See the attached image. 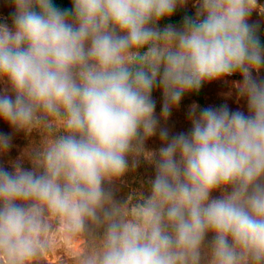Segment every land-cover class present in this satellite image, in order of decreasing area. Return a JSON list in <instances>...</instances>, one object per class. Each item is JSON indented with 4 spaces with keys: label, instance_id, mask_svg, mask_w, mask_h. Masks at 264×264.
Masks as SVG:
<instances>
[{
    "label": "clouds",
    "instance_id": "clouds-1",
    "mask_svg": "<svg viewBox=\"0 0 264 264\" xmlns=\"http://www.w3.org/2000/svg\"><path fill=\"white\" fill-rule=\"evenodd\" d=\"M14 2L13 27L0 25V80L14 94L0 95V119L63 134L36 154L42 171L0 167V264L41 260L53 217L72 235L103 226L78 264H201L209 232L208 264H264V80L253 76L264 45L248 22L257 0H199L182 30L155 25L187 0ZM237 72L248 114L193 106L190 131L160 128L151 195L129 218L103 184L156 134L153 90L166 120L184 94ZM9 147L0 134V153Z\"/></svg>",
    "mask_w": 264,
    "mask_h": 264
},
{
    "label": "trees",
    "instance_id": "trees-1",
    "mask_svg": "<svg viewBox=\"0 0 264 264\" xmlns=\"http://www.w3.org/2000/svg\"><path fill=\"white\" fill-rule=\"evenodd\" d=\"M52 2L55 7L60 8L62 10H70L72 8L71 0H52ZM257 3L264 9V0H257ZM197 10L198 9L196 8L177 7L176 11L173 13L172 16L162 18L160 21H158L155 27L160 30H163L167 25L171 24L176 29L182 30L184 26V17L189 16L194 19ZM253 20L254 21L250 24L257 26V35L261 44L264 45V12L262 15L256 14ZM144 50L145 49H142L141 51ZM238 77L239 73L237 72L226 78ZM206 85V82H204L198 91H192L184 94L179 105L172 108L170 116L166 119L168 120V122H161L160 126L162 128L169 129L171 127L170 123L173 124L172 127L177 128L180 127V125L182 124V128H180V130H184V132L187 133L191 129L189 113L193 106H197V112H199L200 109L206 107L220 108L225 105L228 107V101L224 98H213L208 96L206 91ZM152 98L155 100L156 103L155 111L160 115L163 104V96L160 88H155L153 90ZM0 127L1 130L3 129L5 131H9L10 133L16 131V129L9 125L7 122H0ZM24 134L25 135H23V141H25L26 144H31L32 146L36 147V150L34 152V158L36 160V154L43 149L46 141L49 138H54L55 136L62 135L63 129L57 128L54 129L51 133H49L48 130L45 129L43 126H39L32 128L30 131L27 130V132H25ZM15 136H17V138H20L17 134ZM171 136L169 134V137ZM145 141L146 139H144L143 144ZM165 144L166 142L162 141V147H164ZM6 153L7 150L5 152H2V154ZM16 158V162L18 163V155L16 156ZM158 160V152H155L151 155H147L144 152V148H142L139 153H129L127 156V171L121 177L116 178L111 182H104L103 188L105 189V191L111 194L113 203L116 204L123 212H125L129 216V218H131L133 216V213H135V206L139 203H142L143 198H147L151 195V181L156 175L155 162ZM35 170L42 171V169ZM221 195L222 193L220 190H216L211 193L212 198H219L221 197ZM90 229V234H85L87 244L86 250L89 251L92 250L97 243H99L104 233L103 226H90ZM213 235V233L209 232L205 237V241L202 247L201 264H208L211 251L210 245L213 240Z\"/></svg>",
    "mask_w": 264,
    "mask_h": 264
},
{
    "label": "rangeland",
    "instance_id": "rangeland-1",
    "mask_svg": "<svg viewBox=\"0 0 264 264\" xmlns=\"http://www.w3.org/2000/svg\"><path fill=\"white\" fill-rule=\"evenodd\" d=\"M259 5V4H258ZM186 8H199V0H187L183 6ZM260 5L254 10L248 20L252 23L256 14L262 15L264 11ZM15 12V2L14 0H0V25H7L9 28L13 27V14ZM253 76L258 80L264 79V67H262L259 72H253ZM243 76L239 73L238 78H222L214 81H206L207 95L213 98H224L228 101V108L235 111L239 110L248 114L247 100L245 97L241 96L238 89L235 87V82H242ZM14 95L11 92L10 85L6 80H0V95ZM157 118L159 119V127L156 134L145 138L146 141L143 144L144 152L147 155L159 153L162 148V140L160 138V128H162L161 122H168L155 111ZM0 122H5L0 119ZM168 130L170 136H174L178 133H185L184 130H180V127H172ZM18 133H17V132ZM13 133L9 131L1 130L0 134L7 135L10 137V147L7 149L6 154L0 153V167L5 169L14 170L13 165L19 164L24 169L34 170L39 169L35 164L34 152L36 147L31 144H26L23 141L27 130L16 129ZM29 133V132H28ZM17 134L20 138L13 135ZM45 140V139H44ZM36 146V145H35ZM157 154V153H156ZM18 155V163L16 162ZM135 213H133L134 215ZM50 223L52 229L47 233V238L49 240V249L44 254L41 260L34 262V264H78L77 257L84 251H86V236L84 235H72L70 234L64 225V223L56 218H51Z\"/></svg>",
    "mask_w": 264,
    "mask_h": 264
}]
</instances>
